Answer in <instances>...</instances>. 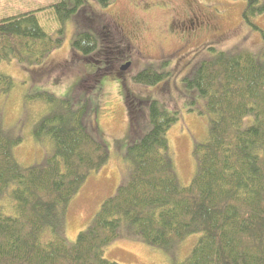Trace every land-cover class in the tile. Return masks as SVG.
Listing matches in <instances>:
<instances>
[{
	"label": "trees",
	"instance_id": "trees-1",
	"mask_svg": "<svg viewBox=\"0 0 264 264\" xmlns=\"http://www.w3.org/2000/svg\"><path fill=\"white\" fill-rule=\"evenodd\" d=\"M98 2L105 8L115 0ZM51 9L62 34L76 8L63 0ZM40 13L0 21V99L15 88L3 63H38L61 44L42 27ZM106 13L90 9L88 19L101 15L103 20ZM261 14L264 0H246L243 21L264 37L254 23ZM97 46L94 30L73 43L86 57ZM168 76L150 68L134 81L155 86ZM187 82L206 99L210 114L208 135L193 151L197 172L192 183L181 184L169 153L168 131L179 113L150 102V131L124 150V183L74 243L65 235L68 210L89 177L109 162L107 146L89 128L84 108L39 95L55 109L42 116L34 135L48 138L53 154L43 165L26 167L15 156L23 138L12 135L0 114V264H118L104 251L123 228L152 248L173 250L195 237L189 256L175 264H264V60L219 52ZM122 85L135 134L143 102Z\"/></svg>",
	"mask_w": 264,
	"mask_h": 264
},
{
	"label": "rangeland",
	"instance_id": "rangeland-1",
	"mask_svg": "<svg viewBox=\"0 0 264 264\" xmlns=\"http://www.w3.org/2000/svg\"><path fill=\"white\" fill-rule=\"evenodd\" d=\"M62 1L0 0V21L39 11L41 12L39 22L52 40L57 42L62 40L60 46L47 54L41 62L26 60L18 63L14 60L3 63L2 68L13 78L15 88L10 94L1 97L0 114L12 135L20 133L23 138L21 146L15 149V156L26 167L43 165L53 154V143L48 138L39 140L34 135L42 116L55 109L39 95H53L57 99L71 101L77 108H84L89 128L96 132L107 146L110 152L109 162L100 172L89 177L68 210L65 235L69 243H74L80 232L89 227L102 203L115 196L124 183L122 180L128 170L123 158L124 150L130 143L139 141L150 131L148 118L150 102H157L163 111L179 113L178 122L168 131L169 153L180 182L186 187L192 183L197 172L193 151L208 135L210 114L206 99L199 95L198 89L183 80L186 72L179 74L182 69V64L177 66L180 57H186L183 67L191 60L189 55L185 56V52L177 53L176 56L170 54L166 66H162L158 60L142 62L140 65L135 63L124 78L114 79L112 69L98 72L99 66L96 63L86 62L83 53L74 49L73 43L79 34L93 31L88 23L90 9L126 18L131 17L129 5L135 3L133 2L135 0H115L110 7L105 8L100 6L98 0H66L71 8H76V11L60 34L58 32L60 26L53 21L56 15L51 7ZM201 1L208 7L207 11L216 10L215 13L219 15L220 25L224 31L232 30L234 33L227 45L217 48L214 52L209 50L207 55H202L205 61L215 60L219 52L232 56L249 53L258 60H264L263 34L243 21L246 0ZM254 23L264 31V14L258 15ZM150 28L154 39L152 45L158 48L160 44L157 39L158 24L153 22ZM163 47L170 49L166 43ZM150 68L162 69L169 76L155 86H146L134 81L137 75ZM122 81L143 102L138 106L140 118L135 123V134L130 127L131 120ZM94 180L96 186H93ZM193 241L195 237L175 246L173 250L152 248L123 228L117 240L105 248L104 255L110 262L118 264H175L189 256Z\"/></svg>",
	"mask_w": 264,
	"mask_h": 264
},
{
	"label": "flooded vegetation",
	"instance_id": "flooded-vegetation-1",
	"mask_svg": "<svg viewBox=\"0 0 264 264\" xmlns=\"http://www.w3.org/2000/svg\"><path fill=\"white\" fill-rule=\"evenodd\" d=\"M133 2L129 5L131 17L105 15L102 20L101 15H93L88 20L98 38V46L91 55H83L84 59L95 62L99 66L98 72L112 69L114 79L124 78L135 63L140 65L158 60L162 66H166L170 54L176 56L185 52V56L189 55L191 60L180 68L179 74L186 72L183 80L190 81L205 61L202 55L227 45L234 35L232 30L224 31L221 28V19L216 10L207 11L208 7L201 0ZM153 22L158 24V48L152 45L154 39L150 24ZM165 43L170 49H164ZM185 58L180 57L178 66H183ZM154 71L158 74L164 72L162 69Z\"/></svg>",
	"mask_w": 264,
	"mask_h": 264
}]
</instances>
